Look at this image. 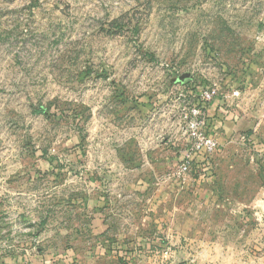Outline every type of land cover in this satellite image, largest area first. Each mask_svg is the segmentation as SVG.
Instances as JSON below:
<instances>
[{
  "label": "rangeland",
  "instance_id": "374dc122",
  "mask_svg": "<svg viewBox=\"0 0 264 264\" xmlns=\"http://www.w3.org/2000/svg\"><path fill=\"white\" fill-rule=\"evenodd\" d=\"M195 85L216 89L208 196L182 188L153 210L132 196L119 212L111 179L107 228L87 233L75 169L41 213L54 232L41 248L50 238L69 264H120L96 250L107 243L132 249L128 264H264V0H0V176L36 149L73 165L65 142L83 135L85 169L118 178L114 149L141 164L154 137L184 144Z\"/></svg>",
  "mask_w": 264,
  "mask_h": 264
},
{
  "label": "crops",
  "instance_id": "0c3cea01",
  "mask_svg": "<svg viewBox=\"0 0 264 264\" xmlns=\"http://www.w3.org/2000/svg\"><path fill=\"white\" fill-rule=\"evenodd\" d=\"M215 103L213 101L208 104L207 111ZM83 140L84 136L81 135L80 142L82 143ZM132 140L134 141L133 135L129 134L120 144L124 147ZM81 143H75L71 138L65 142V150L69 152L70 157H73L72 160H75L73 165L58 163L59 155L57 156L58 153H54L52 149H36L31 154H22L24 159L33 157L29 164L24 162L23 165L18 162L3 167L4 170L0 176V264H52L57 261L69 264L67 255H60L57 253L58 250H52L50 238L46 241L50 244V249L41 248L38 245V239L43 234L54 235L53 228H43L46 221L41 213L43 211L52 212V207L56 205L57 183L62 178L66 179L75 169L80 171V178L76 181L79 193L75 198L71 196L69 201L81 204L82 211L86 212L88 217L90 216L87 229L84 230L87 233L99 230L100 225L102 231L107 228L108 195L106 190H103L105 188L103 185L104 183L106 185L111 179H113V185L116 186L115 203L119 205L117 206L119 212H123L126 205L130 204L128 197L145 195L149 210H153L159 200L174 196L175 192L183 190L182 188H188L196 199H204L208 196L210 186L216 179L215 170L211 165V169L209 171L207 169L205 173L209 174L207 178H198L195 172L197 169H194L192 173L187 174L184 180L169 183L158 181V175L155 172L164 169L166 173L178 162L185 148L183 142L174 140V142L167 143L154 137L151 147L146 149L145 153H141L148 159H144L141 164L134 163L130 158L133 156L132 149H114L113 153L119 162L118 178H113L110 175L103 177L99 171L86 170L85 168H89V166L84 163V150L81 148ZM135 153L140 154L139 151ZM200 164L202 162H196L194 167ZM69 167H72V171H68ZM108 168L110 167L108 166ZM128 174L131 176L128 177ZM64 181L65 183L62 185L69 189L73 188L72 180ZM44 189V195H42L41 190ZM42 197L49 198V203L43 206L40 201V204H36L35 207L34 201L43 199ZM37 203L39 202L37 201ZM29 210L33 212H29ZM35 214H37L36 217ZM108 245L107 243L97 246L96 250L109 251ZM122 249L126 250L127 248L123 247Z\"/></svg>",
  "mask_w": 264,
  "mask_h": 264
},
{
  "label": "built area",
  "instance_id": "2783aa9c",
  "mask_svg": "<svg viewBox=\"0 0 264 264\" xmlns=\"http://www.w3.org/2000/svg\"><path fill=\"white\" fill-rule=\"evenodd\" d=\"M194 97V101L188 109L181 111L179 117L185 148L178 162L168 172L158 176V181L162 183L184 180L187 174L193 172L194 164L199 161L205 165L204 169L207 166L208 171L211 169L210 158L218 148V141L214 134L206 129V112L208 104L216 97V89L198 88ZM197 176L201 178L203 173L200 172Z\"/></svg>",
  "mask_w": 264,
  "mask_h": 264
},
{
  "label": "trees",
  "instance_id": "16d2710c",
  "mask_svg": "<svg viewBox=\"0 0 264 264\" xmlns=\"http://www.w3.org/2000/svg\"><path fill=\"white\" fill-rule=\"evenodd\" d=\"M192 90L195 94L198 93V87L196 85H195V87L192 88ZM195 167L196 168H194V169L195 170L197 169V171H195L197 175L200 172H202L203 177H205V178L209 177V174H207V175L205 174L207 172L208 166L205 169L203 168V167H205L204 164H200L199 166L195 165ZM108 248L111 251L113 258H116L120 262V264H128V262L130 260H132V258L134 256V252L132 250L118 249L116 246H113V245H108Z\"/></svg>",
  "mask_w": 264,
  "mask_h": 264
}]
</instances>
